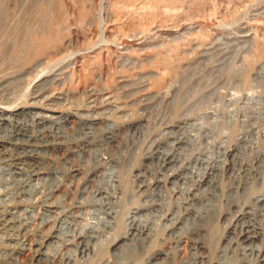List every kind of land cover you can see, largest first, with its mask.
Segmentation results:
<instances>
[{"label": "rangeland", "instance_id": "rangeland-1", "mask_svg": "<svg viewBox=\"0 0 264 264\" xmlns=\"http://www.w3.org/2000/svg\"><path fill=\"white\" fill-rule=\"evenodd\" d=\"M0 109L31 127L0 128V169L20 168L0 175V264H150L160 251L164 264L264 263V0H0ZM162 148L179 152L172 169ZM97 149L116 161L113 198H100ZM218 159L217 187L197 190ZM70 218L67 246L56 235ZM92 220L101 234L81 252ZM139 221L148 234L131 233Z\"/></svg>", "mask_w": 264, "mask_h": 264}, {"label": "bare ground", "instance_id": "bare-ground-1", "mask_svg": "<svg viewBox=\"0 0 264 264\" xmlns=\"http://www.w3.org/2000/svg\"><path fill=\"white\" fill-rule=\"evenodd\" d=\"M49 112H50L49 113L50 117H48V116H46V117L48 119L50 118V120H52L51 118L55 113L52 110H49ZM23 114H24V111L22 109L11 110V111H9L7 109H0V128L2 130L13 129L16 132V135L20 139H23L24 137H29L31 135L30 134L31 127L30 126L28 127V125L26 123L21 122L20 116ZM68 116H69L68 114H62L60 117L68 118ZM194 124H196V123H194ZM109 135H110V138L115 139V135H113L112 133H109ZM208 135H209V133H208ZM190 139H191L190 137H187L186 143H188L190 141ZM176 140H178V138H174L173 142ZM8 144H9V142H6L5 140H0V147H2V148L7 147ZM162 149H163V151H160V153H158V156H162L163 164H166L167 169H172L177 162V158L179 157V152L169 154L167 148H162ZM209 150H210V148H209ZM28 151H30V152L37 151V148L36 147H29ZM230 155H231V164L229 166H230L232 171H236L235 170L236 167H237V169H239L238 165L240 164L239 161H241V158L239 157V155H237V153L235 151H231ZM95 156L99 159H103V160L107 161V166L104 169V171H105V183L99 189L100 198H102V199L107 198V197L113 198L115 195V192H116V188H117V183L115 182L116 176L114 175L116 161H114V159L110 155L105 156L102 152L99 151V149L96 150ZM195 160H199V162L201 164L206 165V163L208 162V154H204L203 156H198V157H196ZM220 163H221V161H220V159H218L216 163H213L211 165V167L206 169L205 171H203L202 174H197L200 177L199 183H198L199 188L197 190L203 189L205 187H210V186L217 187L216 176L219 172ZM192 167H194V166L191 163H188L187 165H185L182 169L179 170V172L175 173V175L173 176V180H180L182 183H184L186 181V179L188 178V173L192 172ZM12 169L13 170L17 169V171H18L17 173H20L19 172V169H20L19 166H16L15 164H14V166L8 164L4 168L0 169V175L7 173V171H10V170L12 171ZM49 169L50 170L52 169V170L51 171L48 170L47 172L41 174V176L50 177V179H53V177H56L58 174L57 173L58 172L57 167L53 166ZM140 181L142 182L144 180L141 179ZM180 190L182 192H185V190L182 186L180 187ZM202 192H203V190H202ZM195 193H193V194L195 195ZM162 197H165V194H162ZM216 198H217V192H216V190L212 189L211 193L207 197H198V198H196V200L199 201V203L209 204L210 202H212V200H216ZM112 200L105 206L106 208H108L109 211H111L114 208V204H113ZM258 200L262 203V205H264V194L259 196ZM43 213H45V212H43ZM103 214H104V211L102 209V206L99 204L98 206H95V210L92 213V219H94V220L100 219V220L105 221L106 217ZM188 216L192 218V216H190V214ZM10 217H12V216H10ZM246 217H247L246 220L243 221L244 224H243V229H242L241 241L247 242L248 245L252 248L255 246V244H254L255 237H256V229L255 228H256V224H257L258 219L255 218L249 212L246 215ZM169 219H172V215L170 216ZM4 222H5V218L0 217V224L2 225V224H4ZM70 222H73V218H70L69 220H67L65 222V224L61 227L58 234L56 235L57 239H60V237H65V239H64L65 245H67V246H71L73 244V238H74V235H73V229L74 228L70 227ZM79 222H81V221H79ZM96 226H97L96 221L94 222L93 220L89 221L85 226H80V230L78 231V234H82L81 235L82 236L81 241H83L82 247L80 249L81 252L88 251L90 249V243L89 242L92 239H94V240L97 239L99 237V235L101 234V233L95 231ZM144 226H145L144 222L139 221L135 225V227L131 230V233L133 235L136 233H139V234L140 233H147L145 231V229H143ZM177 228L179 230L180 227H177ZM82 229H84V231H82ZM178 242L179 241H177V243ZM72 250H73V246H72ZM72 253L70 255H68L67 259H70L72 257ZM41 255L47 261L48 260L53 261L55 259V255H51L48 251V248H45ZM166 255H167V251L158 252L150 264H164L165 261L163 262V259ZM200 258H201L200 252H196L193 254V258L190 259L188 264H196V261L199 260ZM111 264H114V263H111ZM120 264H124V263L121 262ZM262 264H264V263H262Z\"/></svg>", "mask_w": 264, "mask_h": 264}]
</instances>
